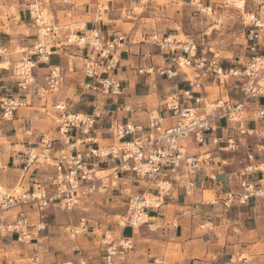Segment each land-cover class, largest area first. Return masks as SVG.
<instances>
[{"label":"built area","instance_id":"2783aa9c","mask_svg":"<svg viewBox=\"0 0 264 264\" xmlns=\"http://www.w3.org/2000/svg\"><path fill=\"white\" fill-rule=\"evenodd\" d=\"M231 1L243 17L249 55L246 63L227 67L214 48L210 56L200 55V43L189 35L151 33L147 42L170 55V64L158 72L167 79L182 73L184 86L177 85L144 120L111 119L112 141L103 146L97 136L102 112L98 104L92 112L75 111L71 101L62 98L61 90L67 74L80 70V97L90 94L96 102L119 99L125 92L118 69L127 34L104 33L98 24L104 22L107 9L99 6L91 28L85 29L84 23L83 29H67L61 37L62 28L46 6L37 0L29 4L39 36L30 47L20 50L22 56L14 70L18 89L15 94L0 96V123L12 121L21 107L29 105L28 97L35 96L43 107L52 104L56 136L41 134L37 145L25 150L23 170L37 169L31 186L7 187L0 182V254L8 238L24 249L38 239H50L49 232L45 233L49 231L45 221L49 208L71 212L99 196H127L126 213L116 225L120 231L126 227L139 229L155 224V218L178 189L194 191L198 171L214 164L215 151H238L245 146L247 158L255 159L248 139H264V0ZM202 10L211 11L212 7ZM58 54L67 56L65 65L52 63ZM185 67L193 69L192 77ZM214 85L225 88V94L210 99L208 88ZM130 111L129 106L123 107V112ZM224 128L232 134H224ZM219 130L221 135L217 134ZM25 133L32 135V129ZM187 139L198 147H213L191 154L189 144L183 143ZM262 166L264 163L257 168ZM252 168L247 166L238 173L236 185L227 175L228 187L221 197L209 202L231 209L253 198H264V185L251 179ZM128 181L139 184L136 191L125 186ZM32 211L38 219H32ZM77 228L87 232L85 217ZM71 233L75 235L79 229ZM102 239L107 246L104 264H119L121 253L133 248L130 238L122 233L115 236L108 228ZM3 257V264L7 263V256ZM27 260V264H45L35 250L28 252ZM54 264L87 263L79 259ZM146 264H164V260L156 258Z\"/></svg>","mask_w":264,"mask_h":264},{"label":"crops","instance_id":"0c3cea01","mask_svg":"<svg viewBox=\"0 0 264 264\" xmlns=\"http://www.w3.org/2000/svg\"><path fill=\"white\" fill-rule=\"evenodd\" d=\"M116 1L109 0L110 7L113 8ZM130 4H128L129 9L132 7ZM119 9L123 8L120 7ZM97 11L98 7L95 16ZM110 12H105V14L109 15ZM95 20L96 17L92 22L89 21L92 24L86 22L85 29L91 28L95 24ZM110 21L115 22L117 19L112 17ZM99 24L103 25L105 22ZM106 24L109 34L121 32L116 30V24ZM24 38H27V41H24ZM33 43L34 39L25 37L21 31L9 33L5 29H1L0 26V49L3 51L0 53V96L17 91L16 78L12 72L15 59L12 58V55L21 54L22 48L30 47ZM18 45L17 50L15 48ZM133 47L135 46H131V43L127 41L125 52L122 55V65L128 66L130 56L127 53ZM126 54L128 57H125ZM55 58L58 59V62L52 60L54 64L65 65L67 62L66 55L58 54L53 57V59ZM63 58H65L64 63L62 62L64 61ZM5 63L9 64L3 65ZM74 74L81 76L78 80L81 85L83 81L82 72ZM183 86L182 84L180 87ZM77 97L80 98V94ZM50 106L53 109L51 103L46 107H43L40 102L38 105L44 109L45 115L48 114L46 111ZM45 115L42 111L32 112L19 109L12 121L0 123V166L2 167L0 168V182L7 187H14L18 184L29 187L36 178L37 169L34 167L31 170H23L22 161L25 150L32 144H37L41 134L56 135L54 111L52 110V120ZM34 121L33 126L31 124ZM29 129H32L33 136L25 133ZM221 133V130L217 131L218 135ZM223 133L230 135L232 130L224 128ZM250 139H248L249 145H251ZM262 146L263 149L259 150L258 148H262ZM193 147L194 144L192 148H189L191 154L201 153L213 146L210 145L208 148ZM243 147L246 148L241 146L239 150H243ZM255 147L256 151H253L254 160H249L247 156L238 154L213 155L214 164L202 167L198 171L194 191L187 193L185 189L181 188L173 193L167 200L164 209L155 218V224L145 225L139 229L126 227L120 231L116 225L117 221L108 219L90 225L87 233L84 234L85 238L82 239L80 237L76 239H53L51 228H48L49 231L45 233L49 232L50 239H38V242L27 249L8 238L4 242L6 244L5 250L0 254V264H3V256H7L8 261L4 264H27V255L31 250L37 251L45 264H54L63 260L78 261L85 258L89 264H104L107 246L103 242L102 235L107 228L111 229L115 236L122 233L123 237L130 238L132 241L133 248L121 253L119 264H146L156 258L163 259L164 264H243L244 261L246 264H264V218L259 213L261 200L264 198H253L248 204L234 206L231 209H224L220 204L213 205L209 202V200L222 196L229 185L227 175L232 177V184L236 185L239 180L238 173L247 166H253L251 179H255L256 183L264 185V166L262 169L257 168L258 165L264 163V139ZM214 153L219 152L215 151ZM217 158L220 160L217 161ZM131 190L136 191L137 189L131 187ZM207 194L212 195L213 199H207ZM107 198L112 199V202L117 201L119 203L121 199L126 197L117 195L107 196ZM115 207L117 205L113 204L112 208ZM115 215L121 216L122 214H114L113 217ZM31 216L34 220L38 219L36 213L32 214L31 212ZM63 228L64 226H58L56 230H53V234L62 233ZM100 229L102 232L99 235ZM63 240H66V244L70 247L69 251H66L68 252L67 255L56 253L59 252L56 249L61 248L60 245L64 244Z\"/></svg>","mask_w":264,"mask_h":264},{"label":"rangeland","instance_id":"374dc122","mask_svg":"<svg viewBox=\"0 0 264 264\" xmlns=\"http://www.w3.org/2000/svg\"><path fill=\"white\" fill-rule=\"evenodd\" d=\"M35 0H0V26L6 32L14 33L21 31L25 37L33 38L34 41L38 38L39 33L34 25L29 9V4ZM42 5L46 6L49 12L54 16L56 24L62 30L60 36L63 37L67 29L73 31L84 28V23L91 22L95 19L97 7L106 8L104 15L105 24L100 25L104 33H108V24H116L117 31L127 34V41L131 43L133 49H129V64L122 65L118 69V74L124 79L125 92L117 99L104 100L100 99L97 102L90 94L77 97L82 92V87L78 80L79 74L69 73L66 83L61 90L63 99L71 101L75 111L92 112L96 104L100 107L101 118L97 125L98 142L101 146L107 145L112 141L110 132V120L122 119L124 121L131 118L144 120L149 111L155 110L161 104L164 97L174 91L177 85L180 87L183 82L184 75L179 73L175 79H167L161 76L158 70L170 64V55L162 52L158 47L147 42L148 37L153 32H158L164 35H189L196 42L200 43L199 54L210 56V49L214 48L221 57L225 66L241 67L246 63L249 55L245 39V27L241 11L232 5L231 0H117L116 5L110 7L109 0H37ZM132 4L129 9L128 4ZM130 4V6H131ZM199 4H202L201 6ZM211 6V11H203L202 7ZM122 7L123 9H119ZM115 18L117 21L112 22L110 18ZM91 21V22H89ZM30 26V28H29ZM91 27V25H90ZM89 28V27H88ZM27 41V38L23 39ZM131 41V42H130ZM19 45L15 48L18 50ZM205 50V52H203ZM69 51V50H68ZM1 53V49H0ZM126 54L125 57H128ZM15 60L12 66V72L16 78L15 64L21 59L22 54L16 53L12 55ZM65 58H63L64 60ZM58 59H53V62ZM63 63L65 62L62 61ZM5 63L3 65H7ZM151 68L153 71L147 73ZM143 70V73L139 71ZM184 70L190 77L194 75L193 69L185 67ZM77 72L80 73V70ZM42 74V72H41ZM209 98L214 99L225 94V88L217 87L216 85L208 88ZM13 91L9 95L15 94ZM232 95L236 94L232 92ZM33 97V96H32ZM28 97V106H23L20 109L39 112L44 109L38 107L37 99ZM129 106L130 112H123V107ZM46 111L45 116L52 118V107ZM52 120V119H51ZM54 123V121H53ZM35 121L31 125L34 126ZM55 125V124H54ZM34 134V133H33ZM33 134L31 136H33ZM56 136V135H53ZM262 139L252 137L250 142V152L256 151L255 145L261 143ZM185 144H191V139L183 141ZM37 144H32L36 146ZM28 146V145H27ZM194 147H197L194 144ZM193 147V148H194ZM242 149V148H241ZM259 153V152H255ZM218 154L228 155H243L247 156V148L238 151H221ZM258 155V154H257ZM219 156V155H218ZM220 160L219 158L216 159ZM136 181H128L126 187H138ZM131 192V191H130ZM207 199H213L212 195L207 194ZM127 197V196H126ZM121 199V198H120ZM127 198L112 202L107 196H99L97 200L90 199L82 203L77 209L66 212L54 208H49L45 211V221L48 223V228H51V236L53 239H76L78 237L85 238L80 228H77L82 217L87 219L88 226L95 222H104L108 219L119 221L120 216L114 214H125L127 210ZM116 204L117 207L112 208ZM34 212L32 211V214ZM259 213L264 218V199L261 200ZM37 215V214H36ZM58 226H64L63 232L57 235L53 234V230ZM68 228V230H66ZM79 229V233L73 235L71 230ZM91 229V228H90ZM130 230V229H129ZM101 229L98 234H101ZM57 236V237H56ZM51 238V239H52ZM87 239V237H86ZM92 239V238H89ZM64 244L57 248L56 253H65L67 255L69 246L66 240ZM65 249V250H64ZM69 255V254H68ZM83 257V256H82ZM87 264L89 262L84 259ZM67 261V260H63ZM62 262V261H61Z\"/></svg>","mask_w":264,"mask_h":264}]
</instances>
